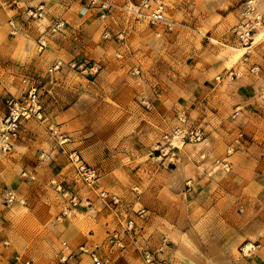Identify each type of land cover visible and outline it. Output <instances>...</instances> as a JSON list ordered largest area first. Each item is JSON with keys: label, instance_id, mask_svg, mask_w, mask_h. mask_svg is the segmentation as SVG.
Segmentation results:
<instances>
[{"label": "rangeland", "instance_id": "374dc122", "mask_svg": "<svg viewBox=\"0 0 264 264\" xmlns=\"http://www.w3.org/2000/svg\"><path fill=\"white\" fill-rule=\"evenodd\" d=\"M143 1L0 0V133L9 100L25 104L35 89L42 107L41 118L20 119L10 149L0 137V264H95L94 254L102 264H264V0ZM159 6L163 19L151 22L145 14ZM118 65L128 74L132 113L150 112L142 121L154 137L149 149L158 161L167 158L174 178L188 175L173 210L148 226L147 207H132L126 197L122 205L98 190L94 207L88 192L99 171L88 182L75 151L58 173L51 162L31 168L18 155L21 137L50 149L61 135L48 117L53 97L82 99L86 109L79 75L67 76L76 89L68 97L44 88L53 71L93 81L90 108L102 113L103 86L113 78L106 69ZM177 127L200 129L202 138L167 141ZM71 167L76 187L57 177ZM8 189L18 197L11 205Z\"/></svg>", "mask_w": 264, "mask_h": 264}, {"label": "crops", "instance_id": "0c3cea01", "mask_svg": "<svg viewBox=\"0 0 264 264\" xmlns=\"http://www.w3.org/2000/svg\"><path fill=\"white\" fill-rule=\"evenodd\" d=\"M106 70L113 78H111V84L103 86V91L106 93L101 96L108 100V104L102 113L94 112L90 108L94 100L93 81L71 69L62 68L53 71V78L56 79L45 82L44 88L47 89L49 86V92L59 88L67 97L76 91L75 86L67 83V76L81 77L79 84L84 88L82 96L86 98V111L81 108L82 99L67 101L64 97H53L50 105L54 110L48 117L58 123L61 135L53 137L54 145L51 144L50 149L42 144L35 145L33 137H21L18 143L22 150L18 155L24 162L30 163L31 168L51 162L52 172L58 173L60 171L58 168H62V165L65 166L63 169L72 165L73 162L69 163L68 158L69 154L75 151L84 162L96 167L99 171L96 186L88 192L94 207L100 200L97 191H108L109 196L119 197L122 205L127 199L130 200L132 207H136L137 204L146 206L150 214L146 224L148 226L149 220L154 216L161 220L170 210H173L174 194L179 193L176 190H183L188 175L181 174L174 178L173 169L168 168L167 158L158 161L157 158L161 155L156 156L149 149L154 137L149 134V130H146L149 129L148 125L142 124V121L150 116V112L139 110L132 113L131 107L134 101L131 91L127 88V72L123 71L124 69L119 65L114 70ZM135 118L139 123L129 130L130 123L136 120ZM82 122L84 125L81 126ZM59 137L62 140H59ZM180 160L186 161L183 157ZM30 161H33V164ZM58 175L57 177L65 180L67 184L75 185L74 182L77 181L75 169L72 167L69 168L66 177ZM199 176L196 175V181L200 179ZM182 193L184 196L179 195L182 198L189 196L187 191ZM146 228L143 229L144 236L151 237L152 230Z\"/></svg>", "mask_w": 264, "mask_h": 264}, {"label": "built area", "instance_id": "2783aa9c", "mask_svg": "<svg viewBox=\"0 0 264 264\" xmlns=\"http://www.w3.org/2000/svg\"><path fill=\"white\" fill-rule=\"evenodd\" d=\"M93 3L95 0H91ZM142 6L148 7L149 2L148 0H144ZM140 9V7L138 8ZM162 6H159L153 10L148 11L145 15L147 18L150 19L151 22H158L163 19V12ZM143 13V12H142ZM246 13H252L251 9H247ZM258 17V15H256ZM61 24H57V28H61ZM247 31V35H248ZM246 35V39L248 37ZM8 113L5 115L4 119L2 120V127H1V148L4 150L10 149L13 141L18 138L20 134V119L23 117L30 116L31 114L36 115L38 118L42 117V107L39 103L37 98L36 90L33 89L28 93L27 99L25 104H20L19 101L12 99L8 101ZM24 105V106H23ZM177 137L179 140L184 142L185 140L188 141H198L202 138V133L200 129L194 130H184L180 127H177L173 130V133L170 135H166L165 139L167 141ZM79 172L81 175L88 181L92 182L94 179L98 177V171L95 167L87 164H83L79 166ZM61 189V186H58ZM64 195L71 197V202L73 205L77 204L76 196H73L69 190L64 191ZM4 201L6 204L11 205L18 201V197L16 193L12 189H8L5 192ZM139 217L143 218L145 216V211L141 210L137 214ZM128 229H131L135 225V221L130 219L128 221ZM116 237V236H115ZM115 237L111 239L112 242L115 241ZM93 261L95 264H102L101 260L97 255H93Z\"/></svg>", "mask_w": 264, "mask_h": 264}, {"label": "bare ground", "instance_id": "6f19581e", "mask_svg": "<svg viewBox=\"0 0 264 264\" xmlns=\"http://www.w3.org/2000/svg\"><path fill=\"white\" fill-rule=\"evenodd\" d=\"M0 137H1V133H0ZM247 243H248V242H247ZM248 245H249V244H246V246H245L246 249H248Z\"/></svg>", "mask_w": 264, "mask_h": 264}]
</instances>
